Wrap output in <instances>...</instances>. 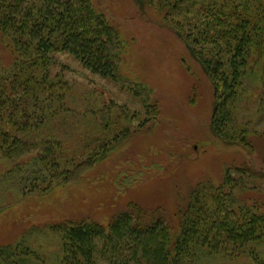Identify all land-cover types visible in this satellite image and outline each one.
I'll list each match as a JSON object with an SVG mask.
<instances>
[{
	"label": "trees",
	"instance_id": "16d2710c",
	"mask_svg": "<svg viewBox=\"0 0 264 264\" xmlns=\"http://www.w3.org/2000/svg\"><path fill=\"white\" fill-rule=\"evenodd\" d=\"M135 4L153 7L202 65L215 98L212 132L228 145L253 147L252 136L258 131H253L252 119L239 118V111L248 109L254 97L259 111L264 110V0ZM0 44L13 56L12 66L5 68L0 48L1 206L13 179H23L28 165L41 176L46 173L43 189L56 182L70 185L132 133L125 126L114 132L113 125L105 132L108 115L97 118L91 112L95 106L88 103L90 109L69 125L75 133L85 127L78 150L68 145L81 139L74 134L64 143L57 136L42 138L50 120L68 117L64 95L70 85L51 73L53 53L68 52L105 78L137 80L119 74L131 42L93 0H0ZM233 169L234 174L227 169L221 183L203 180L193 187L179 211L178 228L158 210L131 202L107 226L92 219H66L31 230L29 235L58 238L50 258L44 241L33 242L37 238L30 240L26 234L0 244V264H202L201 256L203 264H245L248 257L252 264H264V204L243 200L235 191L246 179L252 181L246 187L257 189L264 175L246 164ZM125 177L122 185L130 182Z\"/></svg>",
	"mask_w": 264,
	"mask_h": 264
},
{
	"label": "rangeland",
	"instance_id": "374dc122",
	"mask_svg": "<svg viewBox=\"0 0 264 264\" xmlns=\"http://www.w3.org/2000/svg\"><path fill=\"white\" fill-rule=\"evenodd\" d=\"M93 2L131 42L119 74L137 81L105 78L68 52L53 53L51 73L59 74L70 85L64 95L68 117L65 120L58 115L50 120L42 138L48 141L57 136L64 143L74 134L81 139L68 145L78 150L85 127L75 133L69 125L77 122V114L90 109L88 103L95 106L91 112L97 118L108 115L103 123L105 132L113 125L114 132L125 126L132 133L70 185L56 182L43 189L47 175L41 176L31 165L25 167L23 179L11 180L13 185L0 206V244L15 242L26 234L30 240L37 238L33 242L44 241L49 258L58 249V238L29 235L31 230L66 219H92L107 226L131 202L158 210L178 228L179 211L186 207L197 183H221L227 169L234 174L233 168L244 164L264 175V110L259 111L257 98L251 99L248 109L239 111V118L252 119L253 131H258L252 136L253 147L226 144L211 130L215 98L210 79L157 11L149 6L138 8L135 0ZM0 48L3 66L10 68L13 56L2 44ZM141 123H145L142 128ZM89 126L98 132L96 123ZM117 176H126L130 182H121V189ZM246 183L252 181L246 179ZM246 183L235 189L238 196L264 204V178L257 181V189L246 187ZM200 259L203 264V256ZM246 261L252 264L250 257Z\"/></svg>",
	"mask_w": 264,
	"mask_h": 264
},
{
	"label": "bare ground",
	"instance_id": "6f19581e",
	"mask_svg": "<svg viewBox=\"0 0 264 264\" xmlns=\"http://www.w3.org/2000/svg\"><path fill=\"white\" fill-rule=\"evenodd\" d=\"M130 177H131V175H130ZM121 182H123V179H122V178L119 179V177L117 176V178H116V183H117V185H119V187H120L121 189H123V187H122V185H121Z\"/></svg>",
	"mask_w": 264,
	"mask_h": 264
}]
</instances>
